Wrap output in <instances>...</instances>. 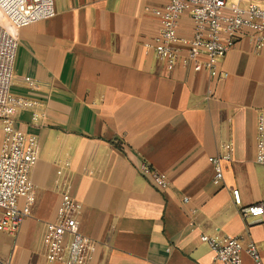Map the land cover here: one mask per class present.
I'll list each match as a JSON object with an SVG mask.
<instances>
[{
	"label": "crops",
	"instance_id": "obj_1",
	"mask_svg": "<svg viewBox=\"0 0 264 264\" xmlns=\"http://www.w3.org/2000/svg\"><path fill=\"white\" fill-rule=\"evenodd\" d=\"M165 3L53 0L54 17L13 31L10 94L31 107L12 121L35 137L37 160L29 214L16 234L0 231V264H47L45 225L63 190L80 206V234L94 243L87 264H221L201 235L252 243L264 263V222L239 214L264 205V165L255 162L264 47L240 37L216 78L167 71L152 49L153 11ZM177 32L191 36L187 16ZM227 146L214 184L208 159ZM142 163L166 177L165 190L139 172ZM242 261L251 264L245 254Z\"/></svg>",
	"mask_w": 264,
	"mask_h": 264
},
{
	"label": "built area",
	"instance_id": "obj_2",
	"mask_svg": "<svg viewBox=\"0 0 264 264\" xmlns=\"http://www.w3.org/2000/svg\"><path fill=\"white\" fill-rule=\"evenodd\" d=\"M166 0L158 17L159 28L152 40L155 57L164 62L167 71L175 68L194 73L206 71L211 78L218 76L217 63L232 49L240 37L247 35L256 50L264 47V0ZM0 13L7 28L0 24V231L16 234L33 204V187L29 172L37 160L36 139L13 125L16 110H26L31 103L16 99L10 94L12 65L16 40L13 31L55 16L53 0H0ZM187 16L192 24L191 36L178 35V25ZM226 75H224L225 77ZM210 95V92H208ZM219 157L209 158L213 167L212 181H222V163L230 160L231 147ZM255 162L264 165V109L256 119ZM139 172L158 191L168 187L166 177L142 163ZM234 204L240 206L237 190L232 191ZM20 199L24 200L19 207ZM187 198H183L186 203ZM75 205L66 190L59 196L55 218L45 225L43 246L47 264H87L94 251V243L80 234L74 211ZM242 218H255L264 222V205L256 204L239 209ZM221 264H243L242 254L251 264H264L257 248L243 245L238 238L218 240L201 235ZM86 251L83 261L81 256Z\"/></svg>",
	"mask_w": 264,
	"mask_h": 264
},
{
	"label": "rangeland",
	"instance_id": "obj_3",
	"mask_svg": "<svg viewBox=\"0 0 264 264\" xmlns=\"http://www.w3.org/2000/svg\"><path fill=\"white\" fill-rule=\"evenodd\" d=\"M228 6L232 7L235 5V0H228L227 1ZM0 24L4 27L7 28V24L4 20V18L2 17L1 13H0Z\"/></svg>",
	"mask_w": 264,
	"mask_h": 264
}]
</instances>
